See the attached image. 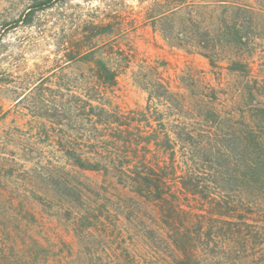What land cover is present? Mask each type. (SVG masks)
<instances>
[{
  "label": "rangeland",
  "instance_id": "obj_1",
  "mask_svg": "<svg viewBox=\"0 0 264 264\" xmlns=\"http://www.w3.org/2000/svg\"><path fill=\"white\" fill-rule=\"evenodd\" d=\"M179 1L0 0V264H179L164 220L172 202L140 196L111 170L80 171L62 160L81 185L61 173L60 186L42 180L36 169L60 156L57 145L44 144L41 123L50 132L61 128L85 135L71 107L98 71V59L118 76L104 102L124 114L145 108L147 95L136 82L148 74H156L195 111L187 123L206 121L218 138L239 129L249 105L264 107V0H224L255 12L252 32L241 22L244 38L257 44L245 57L251 96L245 79L227 71L225 62L211 68L154 29ZM214 16L220 18L221 9ZM93 47L96 54L82 60ZM206 111L222 115L219 121L227 118L232 128L224 120L215 123ZM75 112L79 116L81 109ZM52 120L60 126L52 127ZM178 203L200 214L186 207H193V200Z\"/></svg>",
  "mask_w": 264,
  "mask_h": 264
},
{
  "label": "trees",
  "instance_id": "obj_2",
  "mask_svg": "<svg viewBox=\"0 0 264 264\" xmlns=\"http://www.w3.org/2000/svg\"><path fill=\"white\" fill-rule=\"evenodd\" d=\"M217 9H221L218 19L214 16ZM167 12L153 24L155 30L171 45L205 58L211 68L219 69L225 62L227 71L245 79L252 95L246 59L257 44L244 38L241 26L245 20L248 33L256 28L252 9L224 0H180ZM214 34L225 39L202 37ZM95 51L93 47L81 59L93 57ZM222 54H226L223 60ZM95 67L98 71L71 107V115L84 127L85 135L61 128L50 132L41 123L46 129L44 144L57 145L60 156L54 158L59 160L55 164L36 168L37 175L64 185V174L81 185L71 172H65L62 160L80 171L111 170L140 196L156 203L172 202V214L164 220L171 231V253L179 264H264V107L249 105L239 129L222 139L206 121L187 123L195 111L156 74L136 82L147 95L144 109L124 114L108 108L104 96L116 86L118 76L103 59L96 60ZM76 109H81L79 116ZM206 112L216 118L215 123L224 120L232 128L227 118L219 121L222 115ZM50 124L60 126L53 120ZM205 127L209 130H203ZM181 198L199 205L186 207L200 214L182 210Z\"/></svg>",
  "mask_w": 264,
  "mask_h": 264
}]
</instances>
